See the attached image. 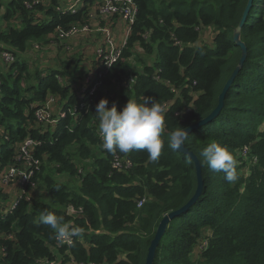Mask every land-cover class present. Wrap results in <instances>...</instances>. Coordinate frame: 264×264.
<instances>
[{"label": "trees", "instance_id": "obj_1", "mask_svg": "<svg viewBox=\"0 0 264 264\" xmlns=\"http://www.w3.org/2000/svg\"><path fill=\"white\" fill-rule=\"evenodd\" d=\"M84 1L71 13L57 0H0L6 23L0 54L13 57L6 64L0 56V172L19 164L17 148L30 137L40 143L34 155L41 161L32 179L44 190L21 196L0 214V264H144L162 217L184 205L197 186L193 161L171 149L168 138L217 106L241 56L232 36L248 0H134L137 14L121 58L103 74L97 90L85 95L74 117L67 110L79 104L82 86L72 87L71 72L31 69L21 56L31 41L55 34L58 27L86 23L94 0ZM204 29L212 32L210 45L200 42ZM239 37L246 58L220 112L184 141L200 163L202 190L168 223L153 264H264V0H252ZM49 95L58 97L65 112L53 128L34 116ZM105 97L118 110L129 99L145 97L164 107L157 161L144 150L102 149L94 112ZM213 141L237 160L235 183L204 161L201 152ZM44 211L63 217L82 235L57 242L54 231L38 222Z\"/></svg>", "mask_w": 264, "mask_h": 264}, {"label": "clouds", "instance_id": "obj_2", "mask_svg": "<svg viewBox=\"0 0 264 264\" xmlns=\"http://www.w3.org/2000/svg\"><path fill=\"white\" fill-rule=\"evenodd\" d=\"M108 99L101 98L95 105L101 147L108 153L119 151L127 154L133 150H144L150 161H157L163 148L162 129L164 127V107L156 100L145 97L143 102L129 99L121 110L115 103L108 106ZM188 131L181 127L172 131L168 146L177 150L183 147ZM207 166L214 172H223L229 183L238 179L237 160L226 146L211 142L201 152ZM39 223L47 225L54 231V238L64 243L72 237L82 235V229L71 227L52 212H41Z\"/></svg>", "mask_w": 264, "mask_h": 264}, {"label": "built area", "instance_id": "obj_3", "mask_svg": "<svg viewBox=\"0 0 264 264\" xmlns=\"http://www.w3.org/2000/svg\"><path fill=\"white\" fill-rule=\"evenodd\" d=\"M85 3L87 2L84 0H72L69 5L62 10L74 13ZM92 4L88 5V21L94 18L95 14L102 17H117L125 22L126 32L123 41L117 43L114 39L112 29L108 24L93 29L87 21L81 24H71L66 29L60 27L56 29V35L61 40L88 32H99L102 36L95 48L97 65L93 72L87 73L84 76L83 88L79 95V104L73 105L72 108L67 110L68 113L74 117L78 113V110L83 107L82 99L85 95L87 94L90 96L97 90L101 85L103 74L121 58V54L137 14V5L134 0H94ZM34 47L38 48L36 44ZM0 56L6 64L13 61V57L9 52L3 51ZM128 81L131 85L134 83L131 77L128 78ZM57 102L58 97L49 95L44 103L36 106L34 109V116L37 123L48 125L51 128L57 125L58 120L65 115L62 106H59L57 113L53 114V107ZM39 144L38 141L30 137L24 139L19 144L15 156V162H19V164L9 165L0 172V188L4 189L14 183L18 184L20 188L15 198L10 202L8 210L16 206L21 196L25 195L27 199L29 198L27 190L34 187L35 181L32 178L39 171L41 165L40 159L34 155L35 148ZM126 164L129 165V162L127 161ZM113 165L117 168L121 166L120 162L117 160L113 162ZM143 202V199L139 200L138 206H141ZM69 241L70 240L65 241L64 243L67 244ZM203 245H205V242H203Z\"/></svg>", "mask_w": 264, "mask_h": 264}, {"label": "crops", "instance_id": "obj_4", "mask_svg": "<svg viewBox=\"0 0 264 264\" xmlns=\"http://www.w3.org/2000/svg\"><path fill=\"white\" fill-rule=\"evenodd\" d=\"M57 1L59 4L58 7L64 9L69 5L72 0ZM2 11L3 8L0 10V13ZM88 23L93 29L95 27L108 24L112 29L114 39L117 43H121L125 37L126 24L123 20L117 17H102L95 14V17L89 20ZM4 26H6V23L2 20V25L0 26V29H2ZM101 38L102 36L99 32H88L80 33L75 36H71L64 40H61L57 37L55 31V34H48L42 39L37 40L36 42L31 41L30 45L32 43H35L38 48L34 47L35 44H33L34 49H31V46L29 45V50L27 48L26 53L21 57L25 58L30 64H32L31 62L34 63L35 67L32 68V66L30 65L31 69L38 68L41 70H49L55 68L61 70L63 68V65L66 64V62L63 61H65L66 59L77 58L78 61H81L84 67V75L82 76L83 78L75 75V79L73 78V81L75 82H73L72 87L76 89L79 86H82L83 88L84 76L87 73L93 72L94 68L97 65L95 57V48L100 42ZM39 44H44V47L40 46ZM45 47L46 50H44ZM66 52L71 53L68 54ZM55 56L58 57L59 63L57 61H54L55 58L53 59V57ZM80 56H82V58H80ZM83 59H86L85 63L83 62ZM61 63L64 64L61 65ZM3 67L4 63L0 60V69H2ZM65 79H67V77H65ZM78 79L81 80L78 81ZM81 91L82 89L79 91V95ZM19 189V185L15 183L2 189L6 196V199L0 200V214H5L7 212L10 202L15 198V194L19 192ZM35 194V190L30 193L31 196H34Z\"/></svg>", "mask_w": 264, "mask_h": 264}, {"label": "water", "instance_id": "obj_5", "mask_svg": "<svg viewBox=\"0 0 264 264\" xmlns=\"http://www.w3.org/2000/svg\"><path fill=\"white\" fill-rule=\"evenodd\" d=\"M251 5H252V0H248L247 4L245 6V9L243 11V14L241 16V19L233 31V36H232L233 39L232 40L235 43V45L239 46L241 49V56H240L239 62L236 65V67L234 68V70H233L232 74L230 75V77L228 78V80L226 81L225 85L223 86V89L218 96L217 106L206 117H204V118L198 120L197 122H194V123L190 124L189 126H187L185 129L188 131V134H190L192 131L199 129L200 127L204 126L205 124L209 123L218 115V113L220 112V110L223 106L224 96H225L227 90L229 89L230 85L232 84L233 79L235 78L236 74L238 73V71L243 66V63H244L245 58H246V47H245V44L243 42H241L239 36H240V29H241V27H242V25L246 19L247 13H248ZM177 151L186 155L187 158H189L193 161V164H194V167L196 170L197 186H196L194 194L191 196V198L184 205H182L177 210L171 211L162 217V219L158 223L154 237L150 241V245L148 247V251H147V255H146V259H145L144 264H153L156 248L159 244V241H160L162 235L164 234V232L167 228L168 223L172 219H174L175 217L179 216L181 213L188 210L194 204V202L199 197L200 192H201L202 187H203V181H202V175H201V166H200V163H199L196 155L192 151H190L189 149L185 148L184 144H183V147L178 148ZM68 213L70 214L71 211H69Z\"/></svg>", "mask_w": 264, "mask_h": 264}, {"label": "rangeland", "instance_id": "obj_6", "mask_svg": "<svg viewBox=\"0 0 264 264\" xmlns=\"http://www.w3.org/2000/svg\"><path fill=\"white\" fill-rule=\"evenodd\" d=\"M1 25H2V19L0 18V26H1ZM211 35H212V32H211L210 29H204L203 32H202V34H201V37H200V42H201V43H205V44H207V45H210L211 42H212V37H211ZM37 44H38V43H37ZM39 45H40V44H39ZM43 45H44V44H41L40 46H43ZM43 47H44V46H43ZM42 50H43V49H42ZM44 50H46V47H45ZM66 53L70 54L71 52H66ZM54 58H55V59H54ZM80 58H82V56H80ZM53 59H54L55 62H56V61L58 62V57H57V56L53 57ZM85 60H86V59H83V62H84V63H85ZM63 62H66V64L63 65L64 63H61V65H63V68L68 69V70L71 71V74H70L71 77L74 78V76L76 75V76H79V77L83 78L82 76L84 75V67H83L81 61H78L77 58H74V59H66V60L63 61ZM31 63H32V64L29 63V65H31L32 68H34V67H35L34 63H33V62H31ZM58 63H59V62H58ZM131 64H132L133 66L136 65V64H134V62H131ZM225 75H227V72H226L223 76H225ZM80 80H81V79H78V81H80ZM58 107H59V103L57 102V103L55 104V106L53 107V114H56V113H57ZM65 179H66V178H65ZM71 184H76V182H75V181H72ZM33 190H35L36 193H43V192H44V190H43L41 187H39V182H38V181H35V183H34V187H33V188H29V189L27 190V193H28L29 196H31L30 193H31ZM16 195H17V193L15 194V196H16Z\"/></svg>", "mask_w": 264, "mask_h": 264}, {"label": "bare ground", "instance_id": "obj_7", "mask_svg": "<svg viewBox=\"0 0 264 264\" xmlns=\"http://www.w3.org/2000/svg\"><path fill=\"white\" fill-rule=\"evenodd\" d=\"M40 1V0H39ZM33 2H35V1H33ZM38 2V1H37ZM27 4V3H26ZM29 4V3H28ZM31 4V3H30ZM32 5V4H31ZM91 24V23H90Z\"/></svg>", "mask_w": 264, "mask_h": 264}]
</instances>
